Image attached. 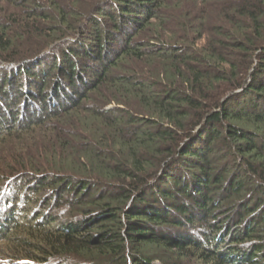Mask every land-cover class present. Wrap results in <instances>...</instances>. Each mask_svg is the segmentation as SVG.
<instances>
[{
  "label": "trees",
  "instance_id": "obj_1",
  "mask_svg": "<svg viewBox=\"0 0 264 264\" xmlns=\"http://www.w3.org/2000/svg\"><path fill=\"white\" fill-rule=\"evenodd\" d=\"M85 1L0 0L2 264H264V0Z\"/></svg>",
  "mask_w": 264,
  "mask_h": 264
},
{
  "label": "rangeland",
  "instance_id": "obj_2",
  "mask_svg": "<svg viewBox=\"0 0 264 264\" xmlns=\"http://www.w3.org/2000/svg\"><path fill=\"white\" fill-rule=\"evenodd\" d=\"M85 3L86 4L91 3V1L86 0ZM77 37H79V36H77ZM71 40L75 41L76 36L74 38L71 37ZM58 76L55 75V73L49 74V79L47 80L46 85H45V91H47V97H46L47 101H48V94H50L52 84L56 78L58 79ZM61 77H64V75H61ZM17 78L18 79L15 80V86L11 90L8 89L7 94H5V93L0 94V105L3 106V109H4L3 115L4 116H10V115L13 116L12 115L13 112L15 113L14 115H16L18 117H25L26 116L23 113L22 106L24 104V100L26 99L24 97V93L27 92L28 89H30V91L33 92L32 95L35 96L32 99L33 103L36 102V105L37 104L40 105L39 103L43 102L44 95H43V97L39 96V92H41L42 89H37V85H38V83L41 82V80L40 81L36 80V82H34L35 85L31 86L28 83V81H30V79L25 78L24 75H20ZM26 82L28 83V86H27ZM32 200L34 201L36 199H32ZM52 211L56 212L57 211L56 207ZM0 239H2V240L4 239L3 234H0ZM2 263L3 262L0 260V264H2Z\"/></svg>",
  "mask_w": 264,
  "mask_h": 264
}]
</instances>
